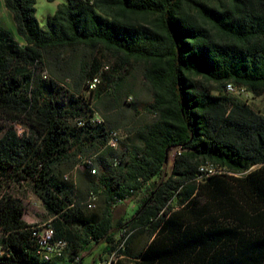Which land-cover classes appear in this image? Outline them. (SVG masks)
Returning a JSON list of instances; mask_svg holds the SVG:
<instances>
[{"label":"trees","instance_id":"trees-1","mask_svg":"<svg viewBox=\"0 0 264 264\" xmlns=\"http://www.w3.org/2000/svg\"><path fill=\"white\" fill-rule=\"evenodd\" d=\"M3 3L19 40L0 27V182L28 185L68 246L38 257L22 201L4 193L0 264H82L91 242L112 252L123 229L152 239L135 264H264V115L225 93L231 84L264 97V0H64L46 29L35 0ZM46 67L73 78L74 92ZM136 67L148 119L111 149L115 126L90 121L82 83L98 78L84 89L118 106ZM83 155L93 158L77 184L66 174ZM203 165L218 172L204 177ZM127 201L134 213L115 218Z\"/></svg>","mask_w":264,"mask_h":264},{"label":"rangeland","instance_id":"rangeland-1","mask_svg":"<svg viewBox=\"0 0 264 264\" xmlns=\"http://www.w3.org/2000/svg\"><path fill=\"white\" fill-rule=\"evenodd\" d=\"M64 0H56L54 2H48L47 0H35V18L40 25L41 28L46 29V21L47 18L52 16L59 4L63 3ZM4 29H6L10 35L15 39L19 40V36L17 35L15 24L13 19L9 14H7L6 18L4 19ZM114 59L112 57H108L103 61V70L109 71L111 66L113 65ZM45 74L47 78H63L62 80L57 79L59 85L64 89L68 90V92H74L73 90V78H70L69 75L63 76L65 73L62 71H55L54 69L50 70V68L46 67ZM109 75H113L109 73ZM88 82L82 83V95L89 101L91 108L95 112V116L102 119L103 117L107 118V122L113 126H115L114 130L118 131L121 137L120 142H125L128 135V130L133 126H137L141 122L147 120L146 113L144 111L145 104L150 101V93L148 90V86L145 85L140 70L138 67L131 70V74L127 76L125 81L122 84V87L119 91V104L115 106L116 102H113V97L110 96H102L99 99H96L95 94L85 90V84ZM89 84V83H88ZM98 83H96L97 86ZM96 87L91 88L94 90ZM84 89V90H83ZM69 93V94H70ZM126 94V97L125 95ZM227 94V93H226ZM234 97V96H232ZM236 98V97H235ZM242 100V99H241ZM247 104L250 105L256 112H259L264 115V97L262 96H251L247 99ZM243 101V100H242ZM127 103H132L133 105H128ZM110 105H114V107H110ZM120 105V106H119ZM8 127L12 126L16 131L17 135L20 136L26 128L19 123L10 124L7 123ZM134 141V140H133ZM132 141V142H133ZM135 142V141H134ZM119 146V144H118ZM118 146L115 148L117 149ZM93 156L83 155L78 156L77 161L78 164L76 167L72 169L71 172L67 173L66 176L68 179H72L74 182L78 184V176L79 172L84 169L83 161L92 159ZM173 158V157H172ZM171 156H170V163H171ZM92 172H95V168H92ZM4 193L10 194L19 198L22 201V204L25 208V216L24 219L27 223L34 224V223H44L46 222L50 216L45 212L44 206L42 202L34 195L30 187L24 183H9L0 182V196ZM90 200L86 198L84 201V205L88 210H94L97 207L96 197L93 199V208H89ZM136 204L135 201H127L121 204L118 208L115 209V218H118L122 215L123 211L126 208V218H129L133 213V205ZM146 234H142L145 236ZM68 246L67 242L65 241L64 245L58 249L57 252L62 254V251H65L66 247ZM105 244L103 242L99 244L91 245L90 249L85 252L84 255V264H97L101 260H103V249ZM120 255V253H118Z\"/></svg>","mask_w":264,"mask_h":264},{"label":"built area","instance_id":"built-area-1","mask_svg":"<svg viewBox=\"0 0 264 264\" xmlns=\"http://www.w3.org/2000/svg\"><path fill=\"white\" fill-rule=\"evenodd\" d=\"M46 78V75L43 76ZM95 83H99V79L95 78L89 83L88 90L91 91L92 86H95ZM225 93L228 95L234 96L236 98L242 99L244 102H247V98L251 97L252 94L246 91L244 88L242 90H234V86H231L229 88H225ZM93 123H100L101 119L94 116L90 119ZM121 140L120 134L116 130L108 129L107 130V147L114 149V146L116 143H119ZM173 157V154L171 155V158ZM83 163H87L88 165L91 164L90 160L83 161ZM92 174H95V172H92V168L90 170ZM199 172L202 174V176L207 177L209 175H213L218 172V169L215 167H208L203 166L199 167ZM89 208H93V195L89 197ZM53 218H49L44 223H34V227L32 228V237L36 243V255L39 256H46L47 258H51L56 256V253L59 248L62 247L65 243V239H59L56 238L55 235V229L53 226ZM134 230L129 229H123L118 234V240L119 243L117 247L108 254L102 261L98 262L97 264H112L115 260V258H119L120 255H118L120 250H124L127 241L130 239V237L134 234ZM1 254V252H0ZM74 264H80V262H74Z\"/></svg>","mask_w":264,"mask_h":264},{"label":"crops","instance_id":"crops-1","mask_svg":"<svg viewBox=\"0 0 264 264\" xmlns=\"http://www.w3.org/2000/svg\"><path fill=\"white\" fill-rule=\"evenodd\" d=\"M7 14H9L11 16V14L4 7L3 0H0V27L3 29H4L3 23L5 21L4 19L6 18ZM11 18H12V16H11ZM132 205H133L132 206L133 209H135V205L134 204H132ZM119 206L120 205H118L116 208H118ZM44 210H45V208H44ZM45 212L47 213L46 210H45ZM121 216L126 218V208L123 211ZM121 216H119V217H121ZM117 239H118V234L116 236V240ZM151 240L152 239H149L148 236H146V235L145 236H142V234L135 235L133 238L128 240L126 243L127 254H120L119 258H115L113 264H135L138 261V259H137L138 255L147 247V245L151 242ZM93 244H95V243L91 242L85 251L89 250L91 245H93ZM116 247H117V244H116ZM110 249H111V247H107V245L105 244L104 249H103V258L102 259H104L108 254L111 253ZM84 255H85V252L82 253V264H84V261H83Z\"/></svg>","mask_w":264,"mask_h":264},{"label":"bare ground","instance_id":"bare-ground-1","mask_svg":"<svg viewBox=\"0 0 264 264\" xmlns=\"http://www.w3.org/2000/svg\"><path fill=\"white\" fill-rule=\"evenodd\" d=\"M232 85L231 84H227L226 85V88H229V87H231ZM94 87H96V83H95V86H92V88H94ZM234 90H242V89H236V88H234ZM118 144L119 143H116L115 144V146H114V149L118 146ZM204 166V165H203ZM203 166H201V167H203ZM93 199H95V196L93 195ZM61 255V253H59V252H57L56 253V256H54V257H51V258H47L46 256H40L43 260H45V261H52L53 259H55V258H57L58 256H60ZM114 263V262H113ZM112 263V264H113Z\"/></svg>","mask_w":264,"mask_h":264},{"label":"water","instance_id":"water-1","mask_svg":"<svg viewBox=\"0 0 264 264\" xmlns=\"http://www.w3.org/2000/svg\"><path fill=\"white\" fill-rule=\"evenodd\" d=\"M168 160V155L166 156V160L165 161H167Z\"/></svg>","mask_w":264,"mask_h":264}]
</instances>
